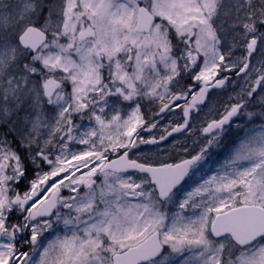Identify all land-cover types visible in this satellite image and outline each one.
Masks as SVG:
<instances>
[{
    "label": "snow or ice",
    "instance_id": "snow-or-ice-1",
    "mask_svg": "<svg viewBox=\"0 0 264 264\" xmlns=\"http://www.w3.org/2000/svg\"><path fill=\"white\" fill-rule=\"evenodd\" d=\"M0 264H264V0H0Z\"/></svg>",
    "mask_w": 264,
    "mask_h": 264
},
{
    "label": "rangeland",
    "instance_id": "rangeland-1",
    "mask_svg": "<svg viewBox=\"0 0 264 264\" xmlns=\"http://www.w3.org/2000/svg\"><path fill=\"white\" fill-rule=\"evenodd\" d=\"M237 51H239V50H237ZM235 80L237 81V83H236V87H235V90L238 91V90H239V86H240V84H241L242 82L239 81L238 78H236ZM238 82H239V84H238ZM237 84H238V85H237ZM227 93H233V94H234L233 89H231V91H229V92H227ZM227 93L224 94L223 96H222V94H220L219 96H216V97H215V100L217 101L218 105H219V104H223V103L228 99V95H227ZM169 140H171V139H169ZM81 147H83V146H81ZM149 148H151V147H149ZM45 236H48L49 238H51V234H49V233H45Z\"/></svg>",
    "mask_w": 264,
    "mask_h": 264
},
{
    "label": "flooded vegetation",
    "instance_id": "flooded-vegetation-1",
    "mask_svg": "<svg viewBox=\"0 0 264 264\" xmlns=\"http://www.w3.org/2000/svg\"><path fill=\"white\" fill-rule=\"evenodd\" d=\"M161 124H164V120L161 121ZM145 135H148V133H145ZM179 135V134H177ZM150 146V145H149ZM149 146H144L145 148H149ZM151 147H154V146H151Z\"/></svg>",
    "mask_w": 264,
    "mask_h": 264
}]
</instances>
